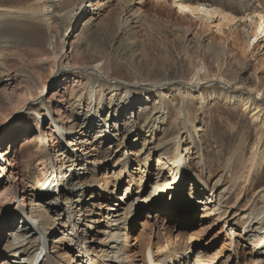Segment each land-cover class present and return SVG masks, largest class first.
I'll return each instance as SVG.
<instances>
[{
	"label": "rangeland",
	"instance_id": "rangeland-1",
	"mask_svg": "<svg viewBox=\"0 0 264 264\" xmlns=\"http://www.w3.org/2000/svg\"><path fill=\"white\" fill-rule=\"evenodd\" d=\"M129 1L46 0L44 4L52 5L57 16L51 21L37 13L32 18L0 17V150L13 145L10 155L0 157V164L4 163L0 168V264H31L19 251L18 243L24 238L18 235L25 227L32 230L31 223L38 226L44 214L56 224L54 231L41 226L50 235L48 251L56 264H86L85 250L92 264H117L112 248L116 237L109 239L107 220L111 205L120 202L118 197L127 198L119 212L121 221L129 218L135 201L148 197L147 205L157 200L150 217L143 215L127 228L133 264H152L153 260L159 264H264V255H253L263 235L252 239L254 233L264 232L260 217L264 163L247 178L237 160L229 175L226 168V161L239 151L242 136L248 157L262 128L241 104L224 102L235 88L251 90L264 106V70L259 69L264 36L254 32L258 13H264V0H184L238 18L224 23L221 33L209 26L200 29L194 17L178 10V0H145L139 11L144 19L137 22L129 17ZM0 5L33 11L40 7V0H0ZM69 7H76L75 15L63 21L61 16ZM125 20L129 23L121 33ZM186 27L193 31L189 38L195 34L206 42L228 46L235 57L229 56V49L227 54H217L189 47L183 36ZM130 42L134 45L126 50ZM58 61L64 66L59 71ZM96 62L103 63L106 80L114 85L121 80V86L106 92V102L94 113L91 75L69 74L66 65ZM50 79L55 83L50 84L48 98L65 128L60 133L48 128L50 119L39 121L35 113L43 115L45 110L37 104L28 103L23 107L24 118L19 112L16 117L25 101ZM177 81L182 92L194 85L208 100L201 104L198 96L185 99L188 121L179 112L182 96ZM159 83L167 108L154 129L148 121L155 107L151 100L157 104L161 99L150 97L149 90ZM129 85L132 96L128 101L132 102L127 103ZM72 90L78 100L67 96ZM144 99H149L150 110L141 107ZM153 117L160 120L159 115ZM21 120L29 123L27 128ZM178 154L182 172L175 163ZM56 158L60 183L69 188L62 197L47 195L48 187L41 186L50 160ZM79 159V168L87 170L74 175ZM233 177H239L238 186L229 189ZM101 186L104 190L95 189ZM228 197L232 199L229 204ZM19 199L41 216L31 219L18 213ZM185 204L195 210L182 219ZM85 211L91 215L83 222ZM132 211L134 216L142 213ZM31 235L33 241L28 239L24 246L34 251L41 234L33 230Z\"/></svg>",
	"mask_w": 264,
	"mask_h": 264
},
{
	"label": "bare ground",
	"instance_id": "bare-ground-1",
	"mask_svg": "<svg viewBox=\"0 0 264 264\" xmlns=\"http://www.w3.org/2000/svg\"><path fill=\"white\" fill-rule=\"evenodd\" d=\"M37 2H39V1H37ZM44 2H46V0H40V7L38 8V10L37 9H33V11H23V10H18L16 8H9V7H4V6L0 5V17H11V18L16 17V18H21V19L22 18H32V17H34V15H36L35 13H37L38 15H36V16L42 18L43 20L51 21L53 18H55L57 16L54 15V13H53V10H54L53 6L52 5H48L47 6L46 4H44ZM144 2H145V0L144 1L143 0H141V1L140 0L139 1L130 0L129 3H128V7H127L129 9L130 13H131L129 15V17H131L132 19L136 20L137 22H139L142 18L144 19L142 14L139 12L140 9H142V7L145 6V5L143 6ZM176 2H177L178 10L181 13L185 14V16L187 15V16L194 17L195 18L194 21L197 24H199L200 29H202L204 27L207 28L209 26L211 29H212V27H214L215 31L221 33L222 26H223L224 23L233 22L235 20H238V18L236 16L232 15V14H229V15L228 14H223L218 8L212 7V6H208V5L203 4V3H196V4L191 3L190 4V2H184V0H178ZM138 6H139V8H137ZM75 12H76V7H71V8L69 7V9H67L62 14L61 19H63V21H65V20L69 21V20H71L74 17ZM216 17H221L220 18L221 21L219 23L214 24L213 23L214 22V18H216ZM241 19H242V21L247 20L246 18H241ZM128 23L129 22L127 20L123 21V23L121 25V30H120L121 33L123 32L122 30L128 25ZM263 30H264V13L259 12L258 13V19H257V21L255 22V25H254V32L256 34H258V36H259L261 34V31H263ZM191 31H192L191 29L187 28L186 31L183 34L184 39L187 41L189 47H197V49H200V48L203 47V48H206L207 51L210 52V53L211 52H214V53L216 52L217 54L221 53V52L222 53H226V54L228 53V49H229L228 46L217 45L216 43L214 44V43H212L210 41L206 42L204 40V38H202L201 36H200L201 38L200 37H196L195 34L192 37L189 38V36L191 35ZM263 40L264 39L262 38L261 41H260V46H261V42ZM132 44L134 45V42L127 43L125 49L129 50L130 48H132V46H133ZM234 54L235 53H233L229 49V56L235 57ZM62 63H63L62 61H58L57 71H59V70L64 68V66H62ZM66 67L68 68L69 74H71L70 72H73V71H81V72H84V73H87V74L91 75L90 79L92 80V83H93V86H94V87L92 86L93 87L92 89H95L94 90L95 91V95H93L94 92H92L91 95H90L91 103H94V105H95L94 113L98 112V110L100 109L101 105H103L106 102V95L107 94H105V93L106 92L109 93L111 91H114L115 89H118L121 86L120 85V83H121L120 81L121 80L120 81L116 80L115 85L111 84L108 80H106V78L103 76L104 71H103V63L102 62H96V63H93V64L81 65V66L77 65V64H72V65H66ZM259 69L260 70H264V59L261 62V64L259 65ZM199 71L201 72V70H199ZM220 78L221 77H219L218 79H220ZM213 81H215V80L213 79ZM177 82H178L177 84H178V89H179L180 95L182 96V102H181V104H179V107H178L179 108V112H180V115L186 121H188L189 112H188V109H187V107H188L187 106V101L185 99L187 97L190 98L191 96H198L200 98V100H201V104H206V102L208 100L205 98L203 93L201 94V91L199 89H195L194 85H188V89L189 90L185 91V92L184 91L182 92L181 91V87H180L181 82L180 81H177ZM221 82H223V81H221ZM52 83H55V81L52 82L51 79H50L46 84L42 85L41 89H38L36 95L33 98H30V99L26 100L24 105L22 106V108H20L17 111L16 117H18V115H19L18 112H19L20 115H22L21 118L22 119L24 118V116H23V107H25V106L27 107L28 103L31 106L33 104H35V105L37 104L38 106L43 107V109L45 110L43 115H40L39 113H37V112L35 113L34 112L36 117L39 119V121H43L45 119H47V120L50 119V125H49L48 128H52V130H54L56 133H60V130L62 128L63 129H65V128H64V125L62 126L60 124L59 119H57L55 117V113L56 112H54L53 108L51 107L52 100L50 98H48V94H47L48 91H49L50 84H52ZM162 86H163V84H160V83L159 84H155V85H152L151 89L149 90L150 97H159L161 99V103H157V104H155L156 101H155L154 98L151 100L152 104L155 105V107L153 108L154 113L152 114L151 118H148V121H149V123L153 122L154 129L158 128L159 123H160V121L162 119V115L165 114V112H166L165 110L167 108L166 101H165V93L163 92ZM113 87H115V89ZM128 87H129V89H127V92H126L125 96L127 97L126 102L130 103L132 101H128V98L130 96H132L131 95L132 86L129 85ZM103 88H105V89H103ZM64 91H65V89H64ZM64 94H65V92H64ZM66 94H67V96H69L70 99L78 100L77 96L74 93V90H72L71 93L66 92ZM227 96H228L227 100H224L225 103L241 104L242 107L244 108V112L248 113L251 116V118L253 119V121L256 122L258 125H260L261 128H262L259 138L256 137V139H259V140L254 144V146L252 148V152L250 151L251 154L248 157H246V155H245V152H246L245 151V136H242V140H241V143H240V149L236 153V156L235 157H231L230 159H228L226 161V168H227L228 175L231 172V170H233L234 161L237 160L236 162H238L239 165H240L239 166L240 172L243 171V175H245L246 178H247L249 176L254 175V173H256L257 170L259 168H261L262 164L264 163V152H263L264 144H263V141H262L264 139V106L262 104L261 98L254 96V94L251 92V90L250 91L249 90H242V89L237 90V89L234 88L232 90V92L230 94H228ZM148 101H149V99H148ZM147 102H146L145 99L142 100L140 102L142 104L141 107L142 108L143 107L144 108L148 107V105L146 106ZM127 106H128V104H127ZM150 108L151 107H148V110H150ZM153 115H159L160 116V120H158L157 118L154 119ZM93 121L94 120H92L91 122H93ZM20 123L25 125L26 128H27V126L29 124L27 122H24V120H21ZM101 136H105V135H101ZM42 138H43V141L46 142V139L44 137H42ZM64 138H65V136H63V139ZM75 140H76V138H75ZM174 142H175V145L178 148L179 145L181 144V140H180L179 136L174 138ZM12 152H13V145L10 143L9 144V148L6 151L0 150V157H3V156L6 157L7 155H10ZM55 153H56V151H55ZM57 153H58V151H57ZM66 154H69V153H65V152L61 153V155H63V156H65ZM178 157L179 158H178V160L175 163L178 164L177 168L182 172V170H183V162H182L179 154H178ZM58 161L59 160L57 158L55 160H52V159L50 160V162L48 164V174L45 177V180L42 182L41 186L44 187V188L48 187V191L49 192L47 193V195H49V196L50 195H56L57 197H59V196L62 197V196H64L66 189H69V188L67 186H65V185H62V183H60V180H59V177H58ZM56 162H57V164H56ZM74 165H75L74 175L78 174V171H80L82 169L83 170H87L86 167H83L82 169L79 168V166L81 165L80 164V159H79L78 163L77 164L75 163ZM1 167L4 168V163L0 164V168ZM67 167H69V169H70V167H73V166H67ZM83 173L85 174V171ZM239 177H237V178L233 177V181L231 183V187L229 186V189H231L233 186H238V183L235 180H237ZM82 178H85V175ZM246 181H247V179L244 182H246ZM51 185H56V186L53 187V188H50ZM103 185H105V183ZM87 186L88 185L85 184L84 188L87 187ZM98 188L99 189L101 188L102 190H104L105 187L101 186V187H97L95 189H98ZM158 188L159 187H155L154 190L156 191V190H158ZM44 190H46V189H44ZM13 192H15V191H13ZM16 192H19L18 188L16 189ZM224 193H225L224 195H226V192H224ZM182 195L183 194H181V196ZM15 197L16 196L14 195L13 198H15ZM260 197L264 200V187L260 191ZM118 198L119 199L116 200V201H120V202L119 203L114 202L113 205H111L114 208L112 209L111 212L108 213V220H107L108 224H107V227H109V229L111 228L110 236H108V237H110L109 239H114L116 237L115 240L113 241L114 245L112 246V248H113V252L117 256V258H116V260L118 262L117 264H133L132 263V250H131V246H130V235H129V232L127 231V228H128L129 225H133L134 223L137 224L138 221H140V218L143 215H145L147 217H150L149 215L151 214V211L156 209V207H157V205H156L157 204L156 203L157 200H151L150 202H148L147 205L145 203L148 200V197H144L143 199L135 201L136 207H134V209H132V210H136L137 209L139 213L140 212H142V213L140 215H137V216L135 215L134 216L133 215L134 211L131 210V215L129 216V218L125 219V221H123V220L121 221L122 218L120 217L121 215H120L119 212L123 209V205H125L127 198H125V197H123V198L118 197ZM23 200L24 199L17 200V201L20 202V207H19V209H17L18 213L21 212L25 217L31 218V219H33V217L41 216L39 213L35 214L34 211L28 210L24 206ZM226 201L229 204V203L232 202V199L228 197V198H226ZM219 204L220 203H218L217 205H219ZM185 205L186 206L182 207L183 210L180 213L181 214L180 216H181L182 219L186 215L188 216L193 210H195V206L188 205V204H185ZM235 205L236 204H234V203L232 204V206H235ZM232 206H230V207H232ZM215 210H217V213H220V211L218 209H215ZM182 212H184V213H182ZM211 213H212V211H211ZM260 213H261L260 217H262L264 219V209L261 210ZM90 215L91 214H89L87 211H85V213L82 215L83 216V222L85 220L89 221L90 220ZM257 220H259V219H257ZM2 221H3V218L0 219V224L2 223ZM41 226L49 227V228H51L52 231L56 230V224L54 223L52 218L49 215L44 214V216L40 220V223H39L38 226H35V224L31 223L30 227L32 228V230H29V226L25 227L23 233H20L18 235L20 238H24L22 241H20L18 243V245H20V247H21V249L19 251L22 250L20 253H22L23 255H27L28 256L27 259H29L31 264H39L41 260H42L43 264H56L55 260L52 258L50 252L48 251V243H49L48 242V238H49L50 235H49L48 231L44 230L43 227H41ZM112 227L114 229H112ZM261 229H264V227H262ZM33 230L35 232H38V233L41 234L40 235L41 239H40L39 244H38L39 247L36 250H34V251H29V249H26V246H24V245L26 244V241L28 239H29V242L33 241V239L31 238V236H32L31 234H32ZM107 232H108V230H107ZM74 234H77L76 230H75ZM259 234L263 235L262 236L263 238L259 242V245L257 247H255V250L253 252V255H255L257 257H260V256L264 255V232L262 233V232L259 231V233H254L252 239L258 238ZM13 246H15V245H13ZM84 252L86 253V264H92L91 261H92L93 258H91L90 255L88 254V250H85ZM14 253L17 254V252H14ZM156 261L157 260H153L152 264H159Z\"/></svg>",
	"mask_w": 264,
	"mask_h": 264
},
{
	"label": "built area",
	"instance_id": "built-area-1",
	"mask_svg": "<svg viewBox=\"0 0 264 264\" xmlns=\"http://www.w3.org/2000/svg\"><path fill=\"white\" fill-rule=\"evenodd\" d=\"M260 35H263L264 36V30L263 31H261V34Z\"/></svg>",
	"mask_w": 264,
	"mask_h": 264
}]
</instances>
